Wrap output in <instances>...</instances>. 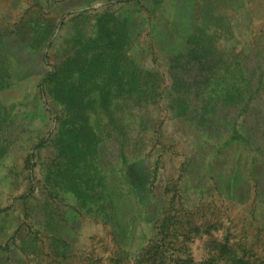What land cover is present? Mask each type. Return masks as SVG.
Listing matches in <instances>:
<instances>
[{
  "label": "rangeland",
  "instance_id": "1",
  "mask_svg": "<svg viewBox=\"0 0 264 264\" xmlns=\"http://www.w3.org/2000/svg\"><path fill=\"white\" fill-rule=\"evenodd\" d=\"M162 250L264 264V0H0V264Z\"/></svg>",
  "mask_w": 264,
  "mask_h": 264
},
{
  "label": "crops",
  "instance_id": "2",
  "mask_svg": "<svg viewBox=\"0 0 264 264\" xmlns=\"http://www.w3.org/2000/svg\"><path fill=\"white\" fill-rule=\"evenodd\" d=\"M84 9L95 10V9H98V6L92 5L91 7H88V8L84 7ZM238 142H240L241 144L244 142L242 135H240L239 137H234V135H230V136L225 137L222 142H220L219 140L217 142H215V150L214 151H215L216 155H214V163H216V166L222 165V164H225L226 162H228V161H224L223 159H221V155H218V154L220 152H222L223 149L228 151L227 149H228L229 145L238 144Z\"/></svg>",
  "mask_w": 264,
  "mask_h": 264
},
{
  "label": "trees",
  "instance_id": "3",
  "mask_svg": "<svg viewBox=\"0 0 264 264\" xmlns=\"http://www.w3.org/2000/svg\"><path fill=\"white\" fill-rule=\"evenodd\" d=\"M113 40V39H112ZM118 50H120L119 48H118ZM137 76L139 77V73L137 74L136 72L132 75V84L133 85H135L136 84V81H137ZM209 77H210V73L209 74H207V76L204 78L205 80H209ZM207 84V83H206ZM205 84V86L204 87H206L207 85ZM134 90H135V88H134ZM204 90V89H203ZM204 104H205V102H204ZM203 104V105H204ZM201 105H202V103H201ZM204 114L205 115H200V118L199 119H204V120H206L205 119V117H206V114H207V112H204ZM187 119H188V117H186ZM111 217V212L110 211H108L107 213H106V215L104 216V220H106V221H109V218ZM130 223V220L127 222V224H126V226H128V224ZM114 224H116V222H114ZM126 231L125 230V225L124 226H121V230L119 231L120 233L122 232V231ZM140 233V232H139ZM125 236H129V235H125ZM168 251H165V250H162V252H161V260H160V264H170L172 261H173V253H167ZM168 258V259H167ZM241 259H239L238 261H237V264H241ZM177 264V263H176Z\"/></svg>",
  "mask_w": 264,
  "mask_h": 264
}]
</instances>
